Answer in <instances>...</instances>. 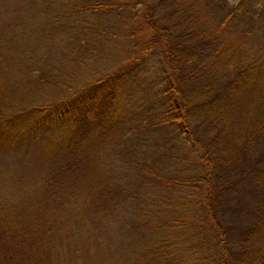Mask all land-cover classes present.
Returning a JSON list of instances; mask_svg holds the SVG:
<instances>
[{
    "label": "trees",
    "instance_id": "1",
    "mask_svg": "<svg viewBox=\"0 0 264 264\" xmlns=\"http://www.w3.org/2000/svg\"><path fill=\"white\" fill-rule=\"evenodd\" d=\"M21 1L8 0L7 12L21 10ZM131 3L141 6L142 31L121 67L63 96L22 95L17 78L18 93L0 97V264H105L98 254L110 251L111 243L100 238L98 219L112 229L113 221L127 217L142 223L160 186L199 194L209 264H264V0L25 5L36 14L30 30L43 27L41 34L63 26L61 19L67 30L73 15H117ZM36 32V39L43 37ZM152 49L166 65L155 77H128ZM144 78L152 83V104L137 108L128 90ZM174 149L193 157L189 173L171 174L167 165H157L159 152L171 158ZM243 180L259 189L258 202L232 245L220 206L231 184ZM153 217L158 219L152 227L128 225L129 237L119 249L131 254L114 264L203 259L186 255L188 247L174 229L177 216Z\"/></svg>",
    "mask_w": 264,
    "mask_h": 264
},
{
    "label": "rangeland",
    "instance_id": "2",
    "mask_svg": "<svg viewBox=\"0 0 264 264\" xmlns=\"http://www.w3.org/2000/svg\"><path fill=\"white\" fill-rule=\"evenodd\" d=\"M4 1L5 4L0 6V97H5L12 91L18 93V87H14L17 78L20 81L18 85L21 86L22 95L32 94L33 97L66 95L89 79L119 68L130 60L136 49V39L142 31L141 6L138 3H131V6L117 15L93 13L85 14L84 17L80 14L73 15L67 19V22L71 23L67 30L63 28L64 19H61L63 26L57 25V30L52 28L39 34V30L43 27L39 29L33 27V30H30L36 14L29 9V4L25 5L27 0H20L25 3L21 10L12 9L9 12L7 10L11 6L8 0ZM25 30L31 34L32 38L29 42L26 34L23 35ZM34 30L38 31L35 35L39 34L43 37L36 39ZM68 31H71L70 36ZM17 59L23 60L25 64L22 61L17 62ZM27 64L32 68L28 73L25 68ZM137 65L136 73L128 74V77H155L160 67L166 65V62L158 49H152ZM147 84L144 78V82L134 81L129 88L131 99L134 100L133 106L141 108V106L147 107L152 104L150 95L153 87L152 83L149 86ZM153 86L155 88L156 84L154 83ZM148 113L149 110L146 109L143 113L144 117ZM187 143L189 144L190 141L188 140ZM251 154L252 152L249 151L248 155ZM148 158L149 162L151 158L149 156ZM157 162L160 168H165L167 165L168 173L183 175L191 171L189 167L193 157H190L186 151L180 152L174 149V156L171 158L159 152ZM144 166L147 167V165ZM230 178L231 176L227 180ZM258 191L257 187L246 182L244 184V180L231 184L226 191L220 209L223 212L222 220L226 224L227 239L230 243L236 240L238 232L251 221L258 202ZM149 192L152 193L154 190ZM157 192L159 196L155 195L151 200V214L149 216L147 211L145 214L148 216L140 219L142 223L137 222L138 218L127 217L123 222L114 223L113 221L112 229L107 225V221L98 219L95 227L98 228L96 230L100 238L111 243L110 251L104 250L103 253L98 254L103 263L114 264L131 254L129 250H126L124 255L125 252L120 251L123 247L119 249L120 243L129 237L130 226L128 225H138V227L151 225L152 219H158L153 216L160 214L161 220L166 219L162 221H168V217L172 215L178 217L174 229L179 236L183 237V245L188 247L185 249L186 255L191 258L201 254L204 257L200 261L196 260L197 263L209 264L210 245L208 241L206 242L209 229L198 209L199 194H194L191 189H168L163 186H160ZM160 193L165 196L167 194L166 198ZM149 196L147 195L146 198ZM86 230L89 231L87 227ZM167 230H170L169 226ZM84 240L86 246L82 250L83 258L89 241L88 235L84 237Z\"/></svg>",
    "mask_w": 264,
    "mask_h": 264
}]
</instances>
